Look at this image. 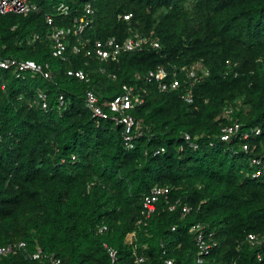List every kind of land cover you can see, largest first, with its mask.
Wrapping results in <instances>:
<instances>
[{
  "label": "trees",
  "instance_id": "obj_1",
  "mask_svg": "<svg viewBox=\"0 0 264 264\" xmlns=\"http://www.w3.org/2000/svg\"><path fill=\"white\" fill-rule=\"evenodd\" d=\"M30 1L38 11L0 15V58L48 63L53 78L28 72L17 78L0 68V246L24 241L28 251L40 247L61 264H134L140 256L142 264H166V258L174 264H264L257 258L264 247L247 240L250 233L264 239V176L252 178L249 155L217 139L229 123L223 110L234 106V121L262 130L253 143L264 148V0ZM86 2L96 19L85 38L123 41L137 33L154 37L161 49L123 52L117 62L84 54H71L67 62L55 58L47 15L69 5L70 16L55 19L67 27ZM199 60L210 75L191 88V103L183 95L189 91L184 73L181 87L168 92L144 79L159 65L172 70ZM98 66L117 78L96 72ZM70 68L84 69L91 82L69 76ZM124 84L147 89L132 111L143 131L133 149L124 146V126L93 117L84 99L93 88L105 104ZM40 91L47 94V110L38 103ZM185 132L198 138L197 150L183 140ZM156 185L170 191L138 227L144 197ZM185 205L190 212L183 215ZM194 223L219 242L202 263ZM105 243L117 250L115 262ZM0 264L53 263L18 249L0 255Z\"/></svg>",
  "mask_w": 264,
  "mask_h": 264
},
{
  "label": "built area",
  "instance_id": "obj_2",
  "mask_svg": "<svg viewBox=\"0 0 264 264\" xmlns=\"http://www.w3.org/2000/svg\"><path fill=\"white\" fill-rule=\"evenodd\" d=\"M55 8V7H54ZM38 6L32 3L30 0H0V15L9 13L16 14H29L31 12L38 11ZM71 14V8L65 3L59 4L55 8V12L47 15V21L52 29L48 34V38L52 44V54L55 58H59L64 62L71 60V54L81 55L103 63L106 61L117 62L120 55L123 52H132L143 50L145 48L161 49L160 42L152 36H144L140 34H134L120 41L117 37H109L107 39H98L92 42L90 38H85L84 34L86 30L91 27L96 19V11L91 2H86L81 9L77 10V15H74L71 25L67 27H59L55 23V19L59 16L69 17ZM125 19H130L132 14L124 15ZM1 53V48H0ZM228 64H231L230 60H227ZM89 63L86 62V65ZM236 66V65H234ZM0 68L12 71L17 78H24L26 73L32 75L40 74L45 79L50 80L53 78L50 64H40L34 60H23L16 57H1ZM103 75H109L113 79L117 78L116 74L108 73L106 68L98 66L94 69ZM184 73L182 77L185 86L189 88L186 94H183L185 100L188 103L193 101V94L191 88L196 83L205 80L210 75V69L206 67L202 60L196 61L192 64H188L182 67L174 65L172 70H169L165 65H159L155 69H150L144 76L147 83H156L161 92L174 91L181 87L182 81L179 78V73ZM67 74L71 77H75L80 81L87 84L91 82V76L84 69L70 68L67 70ZM237 73L235 74V76ZM173 77V78H170ZM122 93L115 98L106 101L105 104L100 103V97L94 91L93 88H87L84 94L86 106L92 112L93 117L99 119H111L118 125L124 126L123 142L127 149H133L135 147L136 140L142 136L141 123L132 114V111L138 106L144 103L147 89H139L136 85L124 84L122 86ZM38 103L44 110L48 109L47 94L40 91L38 94ZM60 104H64V95H59ZM235 113V107H226L221 117L227 119L229 123L224 124L221 127L217 139L220 142L227 144V149L235 154L239 151H243L248 154V164L251 167L249 173L252 178H260L264 176V148H260L259 144H254L255 138L260 137L262 130L260 128H245L244 125L238 121H234L233 115ZM183 140L194 150L199 148L198 138L193 137L190 133L185 132L182 135ZM233 142L239 145L236 149ZM214 142H211L213 145ZM184 145L180 147L183 150ZM165 151L162 147L156 151V155ZM76 159L75 156L72 157ZM66 159L63 158L62 162ZM170 191L169 186L156 185L152 188L150 193L145 195L143 201V209L141 217L137 222L138 227L147 225L148 220L156 210V203L162 196H166ZM175 206H171L173 210ZM190 212V207H183V215ZM108 227L105 225L99 229V232L103 233L107 231ZM173 230L176 227L172 228ZM191 232L195 235L196 245L198 247L197 261L202 263L204 257L209 255L211 251L219 245L218 240L215 238L214 232H207L205 226L202 223H194L191 226ZM136 238V232L128 234V240L131 242ZM247 240L254 246L264 247V239L258 235L250 233L247 236ZM109 252L112 262L117 259V250L113 247L104 244ZM22 249L26 253L27 257L31 260H41L43 258H49L53 264H61V260L55 258L53 255H48L43 252L42 248L38 247L35 251L27 250V243L24 241L11 243L8 245L0 246V255H6L14 250ZM165 254V252H164ZM258 260H263V252H258ZM144 257H138L134 264H142ZM166 264H174V260L170 258L165 259ZM236 264V262L234 263Z\"/></svg>",
  "mask_w": 264,
  "mask_h": 264
}]
</instances>
